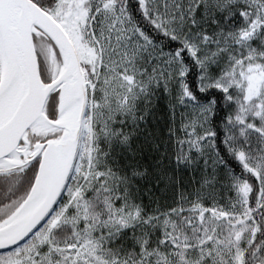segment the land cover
<instances>
[{
  "label": "snow or ice",
  "instance_id": "snow-or-ice-1",
  "mask_svg": "<svg viewBox=\"0 0 264 264\" xmlns=\"http://www.w3.org/2000/svg\"><path fill=\"white\" fill-rule=\"evenodd\" d=\"M0 264H264V0H0Z\"/></svg>",
  "mask_w": 264,
  "mask_h": 264
}]
</instances>
